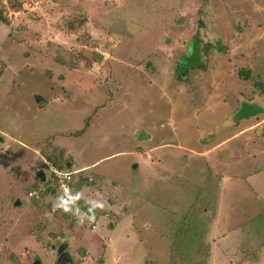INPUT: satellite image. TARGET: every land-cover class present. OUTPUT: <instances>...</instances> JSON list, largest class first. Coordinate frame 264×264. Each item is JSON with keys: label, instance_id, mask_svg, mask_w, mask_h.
<instances>
[{"label": "rangeland", "instance_id": "rangeland-1", "mask_svg": "<svg viewBox=\"0 0 264 264\" xmlns=\"http://www.w3.org/2000/svg\"><path fill=\"white\" fill-rule=\"evenodd\" d=\"M0 10V264H264V0Z\"/></svg>", "mask_w": 264, "mask_h": 264}, {"label": "built area", "instance_id": "built-area-1", "mask_svg": "<svg viewBox=\"0 0 264 264\" xmlns=\"http://www.w3.org/2000/svg\"><path fill=\"white\" fill-rule=\"evenodd\" d=\"M44 163L47 165L50 173L53 175L51 184H57L59 186V193L61 200L64 201L68 207L73 211L75 215L83 214L90 221L92 228H95L94 216L88 211H84L82 208H79L71 194V181L73 171H63L57 168L52 162L44 160ZM44 186L32 190L29 195L35 199H39L42 195V192L45 191Z\"/></svg>", "mask_w": 264, "mask_h": 264}, {"label": "trees", "instance_id": "trees-1", "mask_svg": "<svg viewBox=\"0 0 264 264\" xmlns=\"http://www.w3.org/2000/svg\"><path fill=\"white\" fill-rule=\"evenodd\" d=\"M20 6H21V4L18 5V7H20ZM0 21H7L6 17L3 15V12L1 10H0ZM70 27L72 28L73 27V24H71ZM201 47H202V50H204L205 52H208L209 50H211L212 48H214V46H212L209 42H206L204 44H201ZM193 68L194 67H191V68L187 69V71L185 72V75L188 76L189 73H190V70L193 69ZM199 69H203L204 70V69H206V67L205 66H202ZM246 74L247 75L245 76V78H248V79L253 80L252 83L256 86V88L258 90L260 89V92L261 93H264V83L262 82L261 78L259 76H257V75L256 76H252L250 70H248V72ZM179 79L182 80V81L188 82V79H185L183 77L182 78H179ZM84 130H82V132H84ZM53 162L55 164H57L56 157L53 159ZM68 165L71 166L70 161L65 162V164H63L62 166L58 164V166L60 168H62V169L63 168L64 169H69L70 166H68ZM74 177H76V178H78L80 180L79 183H78L80 185V187L82 186V184H83L84 181H88L87 178H85L84 176H82L81 172H78L77 174H74L73 175V178ZM45 184H47V181H46ZM71 186H72V195L74 197L75 196V192H76V188L74 187L73 183L71 184ZM87 208L88 207L85 208V211H88L90 214H93L94 213V210L92 208H88V209ZM59 210H63L62 212H63L64 216L70 215L71 217L70 216H68V217L73 218V221L77 220V218L75 216H72L71 209L68 208V206H67V204L65 202L60 203Z\"/></svg>", "mask_w": 264, "mask_h": 264}, {"label": "clouds", "instance_id": "clouds-1", "mask_svg": "<svg viewBox=\"0 0 264 264\" xmlns=\"http://www.w3.org/2000/svg\"><path fill=\"white\" fill-rule=\"evenodd\" d=\"M48 161H50V160H48ZM50 162H52L57 168H59V169H61V170H63L62 168H60L57 164H55L53 161H50ZM42 164H43V166L45 167V168H47L48 169V167H47V165L42 161ZM41 170V169H40ZM63 171H73V174H72V181L74 180V178H73V175L74 174H77L78 172H81V171H83V170H78V171H76V170H63ZM45 172V171H44ZM37 177V176H36ZM38 178V177H37ZM38 180H39V182L42 184V185H46V186H50V182H51V180H47V178H46V181H47V184H45L46 183V181L45 182H42L39 178H38ZM72 181H71V184H72ZM45 187V186H44ZM38 188V187H37ZM36 189V188H35ZM32 190H34V189H32ZM31 190V191H32ZM30 191V192H31ZM29 192V193H30ZM71 194H72V186H71ZM30 196V195H29ZM73 196V195H72ZM31 197V196H30ZM31 198H33V197H31ZM43 197H42V195H41V197L39 198V199H35V200H41ZM74 198V197H73ZM68 206V205H67ZM103 203H100L99 204V207H101V208H103ZM69 208V207H68ZM72 211V210H71ZM85 211V210H84ZM80 215H82L84 218H86L87 219V217L85 216V215H83V214H80ZM80 215H77V216H80ZM93 216H94V214H92ZM88 220V219H87ZM89 221V220H88ZM95 226H96V223H95Z\"/></svg>", "mask_w": 264, "mask_h": 264}, {"label": "water", "instance_id": "water-1", "mask_svg": "<svg viewBox=\"0 0 264 264\" xmlns=\"http://www.w3.org/2000/svg\"><path fill=\"white\" fill-rule=\"evenodd\" d=\"M0 141H2V138H0ZM36 176L42 181V182H45L46 181V175H45V172L43 169L39 170L37 173H36ZM53 248H55V246H53ZM64 250V248H60L59 252H62Z\"/></svg>", "mask_w": 264, "mask_h": 264}, {"label": "flooded vegetation", "instance_id": "flooded-vegetation-1", "mask_svg": "<svg viewBox=\"0 0 264 264\" xmlns=\"http://www.w3.org/2000/svg\"><path fill=\"white\" fill-rule=\"evenodd\" d=\"M56 248V247H55ZM57 250V249H56ZM65 260H67L66 258H64L63 262H66Z\"/></svg>", "mask_w": 264, "mask_h": 264}, {"label": "crops", "instance_id": "crops-1", "mask_svg": "<svg viewBox=\"0 0 264 264\" xmlns=\"http://www.w3.org/2000/svg\"><path fill=\"white\" fill-rule=\"evenodd\" d=\"M18 206V205H17ZM77 221V220H76ZM88 221V220H87Z\"/></svg>", "mask_w": 264, "mask_h": 264}]
</instances>
